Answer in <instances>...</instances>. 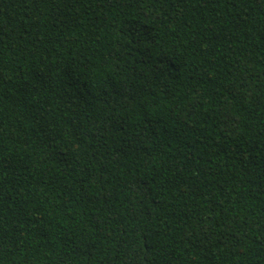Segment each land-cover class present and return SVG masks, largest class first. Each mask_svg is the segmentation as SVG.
<instances>
[{
	"label": "trees",
	"instance_id": "obj_1",
	"mask_svg": "<svg viewBox=\"0 0 264 264\" xmlns=\"http://www.w3.org/2000/svg\"><path fill=\"white\" fill-rule=\"evenodd\" d=\"M0 264H264V0H0Z\"/></svg>",
	"mask_w": 264,
	"mask_h": 264
}]
</instances>
